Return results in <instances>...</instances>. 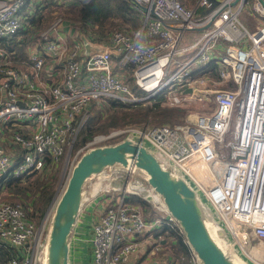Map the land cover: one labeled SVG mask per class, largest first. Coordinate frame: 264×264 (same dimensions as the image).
<instances>
[{
    "label": "built area",
    "instance_id": "built-area-1",
    "mask_svg": "<svg viewBox=\"0 0 264 264\" xmlns=\"http://www.w3.org/2000/svg\"><path fill=\"white\" fill-rule=\"evenodd\" d=\"M53 1L65 8L89 0ZM125 1L141 14L138 29L114 30L106 38L87 31L78 38L76 29L58 16L28 43L36 49L26 72L10 64L15 50L1 43L18 41L13 38L31 21L41 23L43 12L33 20L29 8L40 10L49 0H0V188L9 175L41 171L48 160L57 164L70 134L76 136L86 125L93 100L135 105L160 94L179 106L201 93L213 106L190 111L183 123L130 124L97 135L86 146L116 139L144 146L195 190L226 242L233 238L237 248L249 245L250 237L264 242V24L249 28L240 19L249 0H195L194 9L181 0ZM253 9L264 17L260 0H253ZM86 43L102 49L85 52ZM214 75L224 87L214 88ZM203 78L209 87L199 92L194 82ZM130 80L144 94H137ZM128 170L131 177L123 189L107 187L97 194L101 181L92 186L89 204L97 201L93 264H149L146 258H132L141 246L136 236L155 230L182 236L187 261L202 264L159 194L144 186L145 177L133 179L140 170ZM131 195L150 204L151 218L127 200ZM56 201L38 226L21 205L0 202V244L18 251L9 264H44ZM156 240L165 242L164 235ZM259 260L253 264H264V252Z\"/></svg>",
    "mask_w": 264,
    "mask_h": 264
},
{
    "label": "water",
    "instance_id": "water-1",
    "mask_svg": "<svg viewBox=\"0 0 264 264\" xmlns=\"http://www.w3.org/2000/svg\"><path fill=\"white\" fill-rule=\"evenodd\" d=\"M260 1L264 7V0ZM87 46L90 52L102 49L101 45ZM186 91L191 92V88ZM115 165L138 169L145 174L147 184L159 194L167 211L178 221L202 264H235L211 236L195 190L183 178L165 169L144 146L129 139L94 146L81 154L71 168L54 206L44 264H69V237L81 209L84 185L92 176Z\"/></svg>",
    "mask_w": 264,
    "mask_h": 264
},
{
    "label": "trees",
    "instance_id": "trees-1",
    "mask_svg": "<svg viewBox=\"0 0 264 264\" xmlns=\"http://www.w3.org/2000/svg\"><path fill=\"white\" fill-rule=\"evenodd\" d=\"M137 12L138 11L125 0H90L88 4L80 9L83 22L86 24L96 25L98 28L97 33L95 34L97 37L102 38H106L108 36V34H106V31L109 30V28H107V24H111L110 26H117L118 23L125 25L129 23L131 26L126 25L123 30L128 29L130 32L135 31L140 25V22H138ZM113 18L119 19V22H114ZM39 29L40 25H35V22L31 21L29 23V27L22 32V38L20 40H13L9 43L4 42L1 44L3 46L5 45L10 50H15L18 47L20 49V54H23V48L27 46L32 38L38 33ZM121 29L122 28L117 30ZM132 89L137 94H141V92L144 94V91L137 88L135 84H132ZM164 99L165 97L159 94L155 97L147 99L145 102L146 104L144 105L142 102L132 105L124 104L115 100L109 101V106L105 109V111H99L97 116L92 119V124L86 126L78 134V141L76 145H84L87 140L92 139L97 133L106 134L109 131L120 128L122 125L130 122L133 124L144 123L146 121L155 124H165L171 120L183 122L185 120L184 115L186 110L181 108L182 106L175 108L162 106L161 101ZM51 164L52 163L48 160L46 166L41 171H34L32 173L25 174V176L22 174L20 177L15 178L9 175L3 182V186L6 190L3 194L7 195L8 202L14 204L21 203L28 219H30L28 214H32L30 217H33V212L39 214L41 217L54 198V181L56 179L53 176V173L50 172ZM36 175L38 176L34 180L27 179L30 176ZM22 178L27 179V182L22 183ZM28 198H30L29 202L26 201ZM127 200L136 205L140 204L145 208L150 209L151 207L148 202L135 195L129 196ZM30 206H32L33 212L29 210ZM143 214L146 217H151L153 212H151L150 209V213L148 215L145 213ZM151 233H156L154 234L156 239L160 234L164 235L165 242L162 244L164 252L163 259L167 264H190L186 258L188 246L183 242L182 236H177L172 232L166 233L165 230H155ZM17 252L16 248H12L7 244H0V264H9L11 258L15 256Z\"/></svg>",
    "mask_w": 264,
    "mask_h": 264
},
{
    "label": "rangeland",
    "instance_id": "rangeland-1",
    "mask_svg": "<svg viewBox=\"0 0 264 264\" xmlns=\"http://www.w3.org/2000/svg\"><path fill=\"white\" fill-rule=\"evenodd\" d=\"M181 1L187 7L194 9L195 0H181ZM88 2H90V0ZM88 2L85 3L84 5H82L81 7H77V6L70 7V5H69V6H66L65 8H63L62 6H60V5L57 6V5H55L53 3L51 6H46V7L40 8V10L36 9V7L29 8V10L33 12V15H32L31 18L35 17L33 20H37L38 19L37 16L40 15L43 12V15H42V18H43L42 20L43 21L38 24V25H40V29H39L38 33L41 32L43 29L44 30L47 29L49 27V25L54 20H56V18L58 16H62L63 25L72 26L73 28L76 29L78 38L80 36L83 38V37L86 36L87 31L89 33H93V32L97 33V28H98L96 25L84 23L83 22V18H81L80 9L83 6H85L86 4H88ZM254 11L255 10L253 9V0H249V3L246 4V7L240 13V19L249 28H251V27H253V26L257 25V24H264V17L260 16L258 13H255ZM137 14H138V22H140V25H139V27H140L142 25V17H141L140 13L137 12ZM113 20H114V22H119V19H117V18H113ZM26 24H28V23H26ZM110 25L111 24H107V28H109V30L106 31L107 32L106 34H108V35H110V33L113 32L114 30H117V29H120V28H122L121 30H123L126 27V25H130V24L128 23V24L125 25V24H119L118 23L117 26H110ZM127 30L128 29L123 30V31H127ZM22 32H19L13 39H18V40H19V38L21 39L22 38ZM34 45L35 44H31L30 43L28 46H25L23 48V52H25V54L23 53L24 54L23 56H21L22 54H20V49L17 47L15 49V54H14L15 57L13 56V59H11L10 64L13 65L14 67L18 68V69H22L23 71L30 72V68L28 66H26V64H27V61L29 62V56L32 53V51H34L36 49ZM23 60H24V62H23ZM27 67H28V69H27ZM213 77H214L213 79L216 80V82H217V84H216V86H214V88L215 87H220V86L224 87V83L222 84L221 82H219V79H217L215 75ZM210 80H212V79H210ZM130 81L128 83H129L130 87H132V84H134V83H133L132 80H130ZM208 83L209 82L207 80H205V78H203V79L196 80L194 82V85H195V87L197 89H199L197 91L201 92V91H203V90H205V89H207L209 87L207 85ZM141 94H143V93L141 92ZM109 101H111V100H108V99L107 100L97 99V100H93L90 103L91 105H90L89 110H88V115L89 116H88V121H87L86 125L84 127H82L77 132L76 136H74V133L70 134V136H69L70 144L68 146H66L65 152H64L62 158L58 161L57 164H55V165L51 164L50 172L53 173V176L56 179L54 181V184H55V195H54V199L53 200H55V199L57 200L59 198L62 190L65 188V185L67 183V179H68L69 174H70L71 167L73 166L72 165L73 161L76 163L77 160L79 159V157L81 156V154H83L88 149H90V148H92L94 146H103L104 145L102 143H99V144H95L93 146H88V147L86 146V144L89 141H91L94 137H96L97 135L103 134V133H97L92 139L87 140V142H85L86 144H84V145L77 146L76 144H77V141H78V134L86 126H88L89 124H92L91 123L92 119L95 118V116H97L99 111H105V109L109 106ZM145 102L146 101L142 102V104L143 105L146 104ZM161 103H162L161 104L162 106H167L169 108L178 107L176 105H170L166 101V99L161 101ZM179 106H182L181 108H184V110H186L185 115H184L186 117L187 114L190 111H196V110L205 111V110L209 109L210 107H212L213 103L212 102L209 103V102L205 101L201 97V93H199V96H194L193 98L189 99V101H187L184 104L179 105ZM171 121H169V122H167L165 124L174 125V124H180L181 123V122H177V120L176 121L171 120ZM130 124H133V123L130 122V123L124 124V125H122V127L126 126V125H130ZM144 124H148V125H162V124H155V123H151V122H147V121L144 122V123H139L138 125H144ZM116 141L119 142L120 140L116 139V140L107 142L105 145H109V144H112V143H117ZM4 148L8 152H15V149L13 147H11V146H8L7 144H4ZM219 152L221 154L222 150L219 149ZM75 163H74V165H75ZM120 168H121L120 165L107 167L101 174H99L101 176L98 175V177H97V175H94L92 177V179H91L92 181L91 180L90 181L92 182V184H94V186L97 185L98 181H101V186L102 187L99 188L100 186L99 187L97 186V188H99V189L97 191H95V192H97V194H100L101 191L103 192L104 189H106L107 187H109V188L113 187L114 189H116V188L123 189V186L125 185L127 180L130 179V177H131V175L129 174L127 176L126 181H125L123 173H125L126 171L128 173H131V172L128 169H125L126 171H123L124 169L122 170V168H121V170H120ZM136 172H138V171H136ZM37 176L38 175L30 176L27 179L28 180H34L35 178H37ZM136 176L137 177H142V176H145V174H143L140 171V172H138V174ZM27 179L22 178V180H23L22 183H26ZM94 186H93V188H94ZM109 188H108V192H109ZM5 191H6L5 188L2 187V185H1V188H0V202L8 201L7 200V195L3 194V193H5ZM89 191H90V189H89ZM115 192H116V190H110V194L111 195H115ZM93 194H94V192H93ZM91 200H92L91 194H89L87 196L86 195L84 196V201L82 202V208H81L83 213H84V208H88L89 207V202ZM26 201L29 202L30 198L26 199ZM160 202L163 203L162 198H161ZM15 204H19V205L22 206L21 203H15ZM51 204H52V202L48 205V208L51 206ZM138 206H139V208H140V210L142 212L144 210L143 213H145L146 215H148L150 213V209H151L150 206H149L150 209L142 207L140 204ZM48 208H47L46 211L49 210ZM29 210L31 212H33L32 206L29 207ZM46 211L44 212V214L41 217L39 216V214L34 213V212H33V214H34L33 217H30L32 214H28V217L38 226V225L41 224V222H42V220H43V218H44V216L46 214ZM151 212H152V210H151ZM204 213H205L206 218L208 219V215L209 214L207 212H204ZM87 214H88V219H90V218H92L93 214H95V212L93 211V209H88L87 210ZM148 218H150V217H148ZM87 223H88V220H87ZM248 241H249V245L248 244H247V246L242 245V247L238 246L239 248L236 247V244L234 243L233 238L230 241H228V242H226L225 239H224L223 243H224V245H226V244L227 245H229V244L233 245L234 244V248L235 249L232 246H229V247H226L227 250L233 256L237 257L240 261H242L243 263L249 264L246 261L248 259V261H250V263L253 264V261H256V260L260 261L259 259H262L263 252H264V242H261V241H259L258 239H255V238L253 239L251 237H250V239ZM236 251H240L242 253L243 259L241 257H239V255L236 253ZM250 255H252V258H249Z\"/></svg>",
    "mask_w": 264,
    "mask_h": 264
},
{
    "label": "crops",
    "instance_id": "crops-1",
    "mask_svg": "<svg viewBox=\"0 0 264 264\" xmlns=\"http://www.w3.org/2000/svg\"><path fill=\"white\" fill-rule=\"evenodd\" d=\"M53 3L57 5L56 1L49 0L48 6H51ZM57 6H59V4ZM70 6L72 7V5ZM87 45L88 43H86V46H84V51L90 52L88 51ZM96 45H99V44H96ZM23 53L25 54V52ZM24 54H22L21 56H23ZM121 168L122 170L124 169L123 171H126L125 168H123L122 166ZM123 175L126 181L129 173L126 171L125 173H123ZM143 177L145 176H142L141 178ZM136 178L137 176L133 177V179H136ZM91 179L92 178L88 179L84 185V188H83L84 196L91 194L90 192H91L92 186H94V184H92L91 182L92 181ZM143 184L145 187L148 185L146 181H143ZM94 201L96 202L94 205L91 206L89 204L88 208H84V213L82 212V210L79 211V215L76 220L74 229L72 230L70 237H69V264H93L91 237H92V224L95 221V214H93L92 218L88 219L87 210L88 209H93V211L96 210L95 208L97 205V201L96 200ZM87 220H88V223H87ZM154 234L156 233L144 232L136 236V238L140 240L141 246H140L139 254L134 256L132 258V261H136V260L145 261V258H146L147 260L146 262H148L149 264L150 263L167 264L166 261L163 259L164 252H163L162 244L164 242H161V244L159 245L157 243L156 238L154 237Z\"/></svg>",
    "mask_w": 264,
    "mask_h": 264
},
{
    "label": "bare ground",
    "instance_id": "bare-ground-1",
    "mask_svg": "<svg viewBox=\"0 0 264 264\" xmlns=\"http://www.w3.org/2000/svg\"><path fill=\"white\" fill-rule=\"evenodd\" d=\"M205 212H208L204 210ZM205 223L208 227V230L213 237V239L216 241V243L222 248V250L226 253V255L235 263V264H245L242 261H240L237 257L233 256L226 247L233 246L231 244L229 245H224L223 240H224V232L223 230L219 227L218 224L212 221L210 216L208 215V219L205 217ZM223 232V233H220Z\"/></svg>",
    "mask_w": 264,
    "mask_h": 264
}]
</instances>
